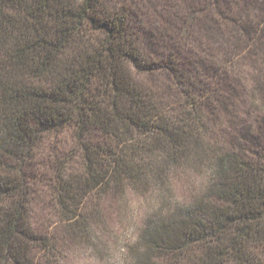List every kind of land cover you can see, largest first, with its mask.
Segmentation results:
<instances>
[{
	"label": "trees",
	"instance_id": "16d2710c",
	"mask_svg": "<svg viewBox=\"0 0 264 264\" xmlns=\"http://www.w3.org/2000/svg\"><path fill=\"white\" fill-rule=\"evenodd\" d=\"M206 1L219 26L246 2L0 0V264L110 260L103 202L125 216L138 193L117 264H264V95L244 142L211 115L212 69L251 35L204 43Z\"/></svg>",
	"mask_w": 264,
	"mask_h": 264
},
{
	"label": "rangeland",
	"instance_id": "374dc122",
	"mask_svg": "<svg viewBox=\"0 0 264 264\" xmlns=\"http://www.w3.org/2000/svg\"><path fill=\"white\" fill-rule=\"evenodd\" d=\"M208 2L206 1L202 6L209 7L207 10L209 15H204L203 23L198 26L196 31V35L200 36L204 43L211 42L213 45L224 43L225 39L235 33V30L241 29L240 24L245 28L244 32L251 35L249 43L244 42L241 45L244 56H241L235 64L230 65L228 70L214 66L211 76V81L215 84L220 95L219 101L213 105L212 118L218 124V130L221 133L235 138L239 137L244 142L247 138L239 131L242 128L254 131L257 123L254 109L263 105L264 91L260 87V83L264 76V0L243 1V9L237 8L238 22L231 25L222 21L223 26H219L212 17L210 9L212 5L210 6ZM198 15L200 13L197 14L199 18ZM217 25L219 29L216 30ZM258 36H261L262 40L259 39L258 46H255L253 42L257 40ZM199 45L201 44L199 43ZM190 178L180 182V186L177 187L178 195L183 197L189 195V191L194 186L191 181L193 176L191 175ZM195 178L200 181L199 177ZM146 205L143 196L139 193L132 194L130 210L125 216H120L117 201L114 198L105 199L102 211L106 224L101 227L105 229L103 238L110 243L113 257L110 260H103L91 249H87L83 245H74L75 247L72 249H64L61 263L117 264L116 255L120 251L118 248L120 242H117L116 239L131 236L134 228L140 226L137 224L141 223L144 218ZM36 207L37 213L41 214V203H38Z\"/></svg>",
	"mask_w": 264,
	"mask_h": 264
}]
</instances>
